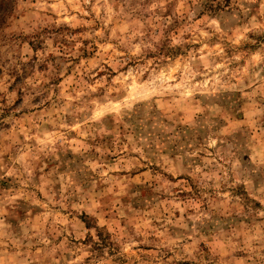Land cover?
I'll use <instances>...</instances> for the list:
<instances>
[{
  "label": "rangeland",
  "instance_id": "1",
  "mask_svg": "<svg viewBox=\"0 0 264 264\" xmlns=\"http://www.w3.org/2000/svg\"><path fill=\"white\" fill-rule=\"evenodd\" d=\"M57 2L31 53L0 58V154L23 142L43 161L39 186L0 180L6 222L49 244L95 229L100 264H260L264 29L233 19L234 0ZM20 7L0 0V27ZM101 190L104 227L77 203Z\"/></svg>",
  "mask_w": 264,
  "mask_h": 264
},
{
  "label": "clouds",
  "instance_id": "2",
  "mask_svg": "<svg viewBox=\"0 0 264 264\" xmlns=\"http://www.w3.org/2000/svg\"><path fill=\"white\" fill-rule=\"evenodd\" d=\"M234 3L236 8L234 9L233 19L238 18L236 15L238 13L248 18L253 27L264 29V0H234ZM20 4L18 23L14 27H0V58L8 59L14 54L19 55L22 52L31 53L29 44L36 43V35L42 33L44 29L58 26V22L53 18V15L57 13L63 15L64 13V5L58 3L57 0H20ZM81 4L85 7H92L93 10H96V5H99V8L104 6L102 0H96V5L90 4L89 0H81ZM83 14L88 15L86 12ZM96 19L99 20L100 27L103 28L104 17L98 15ZM43 38L41 36V39ZM45 43L49 45L50 49V41L45 40ZM260 135L264 137V130L260 132ZM32 148L33 150L25 152L23 142H19L18 150L24 152V155L18 157L16 151H13L10 156V164H5L3 154H0V180L4 179L5 176L12 177L21 185V191L29 184L34 187L39 186V181L33 183V176L35 171H42L43 161L39 159L38 154L34 151L35 145ZM134 150L140 152L139 148ZM51 151L55 152V148H52ZM47 154V152L44 153V155ZM140 158L142 159L143 155ZM118 163L121 167H133L139 163V160L125 161L121 158ZM49 195L62 197L64 201L68 199L66 195L59 191L51 192L49 190ZM104 195L106 193L101 190L99 195L92 200L85 198L82 201H77L81 208H85L91 215L97 217L100 227H104L107 222L104 219L105 216L109 215L111 209L116 206L114 202L106 212L105 207L107 206L102 207L103 201L100 200V197ZM73 196H75L74 189ZM15 203V199L12 198L0 200V264H100V261L90 251L93 243L100 244L95 229L89 233L92 243H80L84 237V231L81 230L76 234L75 242H71V236L67 235L60 242L57 243L53 239L52 243L49 244L47 237L32 231L30 228L25 226L14 228L6 222ZM68 206L71 207L70 202ZM260 215L264 216V212ZM64 231L65 229H61V232ZM64 240L69 241L70 247L61 246L64 244ZM260 247L264 248V244H261ZM65 256H67V259H65ZM248 260L251 261L252 257H249ZM260 264H264V260H261Z\"/></svg>",
  "mask_w": 264,
  "mask_h": 264
}]
</instances>
